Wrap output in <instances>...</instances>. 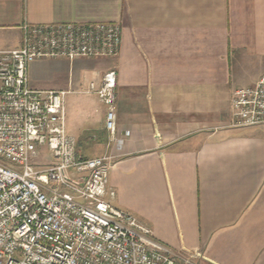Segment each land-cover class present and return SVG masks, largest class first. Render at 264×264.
I'll return each mask as SVG.
<instances>
[{
  "label": "crops",
  "instance_id": "1",
  "mask_svg": "<svg viewBox=\"0 0 264 264\" xmlns=\"http://www.w3.org/2000/svg\"><path fill=\"white\" fill-rule=\"evenodd\" d=\"M59 22L122 28L101 59L117 72L115 140L86 93L106 71L29 70L33 89L68 92L79 155L111 157L113 205L191 264H264V125L232 126L234 92L264 77V0H0V51L21 47L24 24ZM70 94L85 98L68 109Z\"/></svg>",
  "mask_w": 264,
  "mask_h": 264
},
{
  "label": "built area",
  "instance_id": "2",
  "mask_svg": "<svg viewBox=\"0 0 264 264\" xmlns=\"http://www.w3.org/2000/svg\"><path fill=\"white\" fill-rule=\"evenodd\" d=\"M21 29V47L0 51V264H191L113 205L111 157L79 155L66 128L68 92L30 86V67L40 60L118 57L121 26L59 22ZM116 88L111 69L86 90L106 107L114 140ZM232 118L235 127L264 125V77L234 92Z\"/></svg>",
  "mask_w": 264,
  "mask_h": 264
},
{
  "label": "rangeland",
  "instance_id": "3",
  "mask_svg": "<svg viewBox=\"0 0 264 264\" xmlns=\"http://www.w3.org/2000/svg\"><path fill=\"white\" fill-rule=\"evenodd\" d=\"M50 63H52L53 61H48ZM108 62H106V60H101V59H80L79 60V65H81L82 67H85L86 69H98L102 72L108 71L110 68L108 67L109 65L107 64ZM73 70V68H72ZM50 71V70H49ZM47 71H44L43 75H46ZM92 74L91 72L88 73L87 78H91ZM82 98H85V96H81V95H69L68 96V102H67V107L68 109H70L72 107V104L74 105L76 103V101ZM72 99H76L75 101H71ZM51 162L50 158H49V154H48V150L44 149V156L40 159V163L44 164L45 167L47 165H50L49 163Z\"/></svg>",
  "mask_w": 264,
  "mask_h": 264
}]
</instances>
